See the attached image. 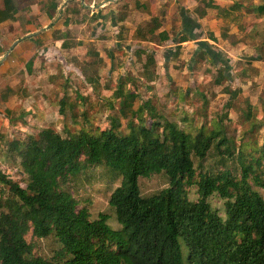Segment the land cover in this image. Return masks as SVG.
Here are the masks:
<instances>
[{"label": "trees", "instance_id": "obj_1", "mask_svg": "<svg viewBox=\"0 0 264 264\" xmlns=\"http://www.w3.org/2000/svg\"><path fill=\"white\" fill-rule=\"evenodd\" d=\"M199 1L205 10L219 8L209 0ZM262 7L264 2L255 10ZM205 10L196 8L201 16ZM180 17L183 31L176 43L195 36L192 28H185L187 17ZM150 23L148 32L155 34L157 18ZM199 45L194 55H207L216 65V53L207 50L211 48L206 42ZM147 61L154 62L152 54L147 53ZM220 65L217 84L230 78L226 64ZM115 93L119 112L126 117L125 133L113 116L105 129L81 128L62 136L44 128L36 136L8 143L7 152L19 159L24 185L0 171V264H264V199L253 188H264L263 172L257 170L261 161H246L221 130L201 126L192 134L181 129L157 113L149 100L127 117L136 94H123L121 84ZM64 103L62 99V113ZM214 152L217 166L204 167L202 161ZM230 159L240 166L239 178L229 168ZM97 167L106 170L110 181L119 179L107 200L117 226L109 213L92 217L88 206L79 207L67 189ZM159 173L167 177L168 186L143 196L139 178ZM193 184L196 201L188 197ZM212 194L224 200L223 214L211 208ZM28 234L53 237L58 247L49 257L36 255Z\"/></svg>", "mask_w": 264, "mask_h": 264}, {"label": "rangeland", "instance_id": "obj_2", "mask_svg": "<svg viewBox=\"0 0 264 264\" xmlns=\"http://www.w3.org/2000/svg\"><path fill=\"white\" fill-rule=\"evenodd\" d=\"M65 1L62 6L69 23L63 29L56 21L50 33L52 40H62H49V60L47 47L40 46L43 50L38 53L37 74L29 82L31 87L26 86L19 97L21 101L11 109L0 107V171L24 185L19 159L7 152V145L13 139L36 136L44 128L66 136L81 128L105 129L110 118L117 116L120 129L127 132L126 117L119 112L120 99L115 93L121 84L123 94H136L126 110L127 117L131 109L149 100L157 113L192 134L201 126L208 131L221 130L236 150L241 149L246 161H261L257 170L264 176V7L255 10L264 0H211L224 5L220 6L222 11L205 10L198 0H177L175 4L171 0L166 12L162 13L163 7L155 10L160 25L155 34L148 32L153 25L150 19L155 17L150 12L148 18H133L126 6L109 5L99 10L97 0H83L93 7L90 9L83 7L82 0ZM233 2L239 6L230 8ZM196 8L212 15L203 17L205 14L201 16ZM181 14L187 17L185 28H192L195 36L176 43L183 31ZM203 18L198 26L197 20ZM62 20L60 15V25ZM210 28L218 29L219 41L210 39ZM161 31L164 32L157 35ZM199 41L206 42L211 48L207 50L216 53V65L207 55H194L201 47ZM237 43L239 48L234 53L231 47ZM147 53L152 54L153 63L146 62ZM223 62L230 78L217 84V67L221 68ZM62 99L64 113L60 112ZM215 155L206 156L203 166H217ZM229 162V168L239 178L240 166L234 159ZM105 172L104 168H93L88 178L80 176L67 189L79 200V207L88 206L92 217L109 213L117 226L107 200L119 179L110 181ZM138 184L141 194L149 196L167 187L168 179L159 173L139 178ZM253 188L264 199V188ZM187 191L189 200L198 199L196 184ZM208 201L212 209L224 213V200L217 194ZM26 238L34 243L36 255L49 257L58 247L53 237L37 239L28 234Z\"/></svg>", "mask_w": 264, "mask_h": 264}, {"label": "crops", "instance_id": "obj_3", "mask_svg": "<svg viewBox=\"0 0 264 264\" xmlns=\"http://www.w3.org/2000/svg\"><path fill=\"white\" fill-rule=\"evenodd\" d=\"M173 1L174 4L177 2V0ZM192 1L195 3L197 0ZM97 2V5H101L99 10L109 5L114 7L122 5L124 8L126 6L128 14H132L133 18H148L149 12L155 16L156 8L162 7L164 13L167 11L166 5L172 3L171 0H97ZM65 3V0H0V107L11 109L21 101L19 97L26 86L31 87L29 82L37 74L38 53L43 50L40 46L47 47L46 60H49L48 53L51 48L47 44L52 40L50 33L54 30L56 21L63 29L69 23L66 19L69 15L65 13V7L63 8ZM81 3L83 7L93 8L83 0ZM214 4L221 10L224 9L220 7L224 5ZM233 4L234 2L228 6L232 8ZM210 14L207 12L203 17L208 18ZM60 15L63 18L61 25ZM236 15L239 16V13ZM204 19H198L197 23L204 22ZM236 21L237 19L233 20ZM228 25L226 24L225 27ZM210 32L213 35L212 41H219L218 29L210 28ZM56 40L62 39L54 38L52 41L56 42ZM238 43L231 47L234 53L237 51L235 49L239 48ZM229 52L232 53L231 50Z\"/></svg>", "mask_w": 264, "mask_h": 264}]
</instances>
